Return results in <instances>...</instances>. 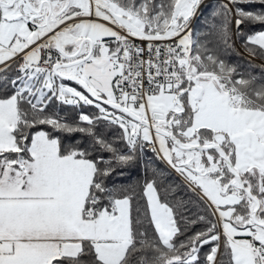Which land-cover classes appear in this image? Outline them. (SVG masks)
Instances as JSON below:
<instances>
[{
    "label": "snow or ice",
    "instance_id": "obj_1",
    "mask_svg": "<svg viewBox=\"0 0 264 264\" xmlns=\"http://www.w3.org/2000/svg\"><path fill=\"white\" fill-rule=\"evenodd\" d=\"M0 264H264V0H0Z\"/></svg>",
    "mask_w": 264,
    "mask_h": 264
},
{
    "label": "trees",
    "instance_id": "obj_2",
    "mask_svg": "<svg viewBox=\"0 0 264 264\" xmlns=\"http://www.w3.org/2000/svg\"><path fill=\"white\" fill-rule=\"evenodd\" d=\"M252 29L251 28H246L245 29V31L247 32V31H251ZM234 59V61H235V58H233ZM241 62H243V61H241ZM256 63H259V61H256Z\"/></svg>",
    "mask_w": 264,
    "mask_h": 264
}]
</instances>
